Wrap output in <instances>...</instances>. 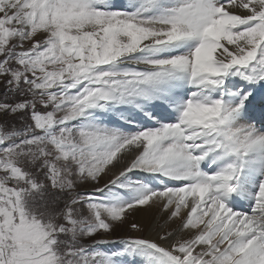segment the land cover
Returning <instances> with one entry per match:
<instances>
[{"label": "snow or ice", "instance_id": "1", "mask_svg": "<svg viewBox=\"0 0 264 264\" xmlns=\"http://www.w3.org/2000/svg\"><path fill=\"white\" fill-rule=\"evenodd\" d=\"M0 264H264V0H0Z\"/></svg>", "mask_w": 264, "mask_h": 264}, {"label": "bare ground", "instance_id": "2", "mask_svg": "<svg viewBox=\"0 0 264 264\" xmlns=\"http://www.w3.org/2000/svg\"><path fill=\"white\" fill-rule=\"evenodd\" d=\"M154 218H155V209H152L147 213L145 212L137 213V215L133 219H136L145 224H150ZM133 234H137V233H133ZM147 234H148L147 231H145L144 233H139V235H147Z\"/></svg>", "mask_w": 264, "mask_h": 264}, {"label": "rangeland", "instance_id": "3", "mask_svg": "<svg viewBox=\"0 0 264 264\" xmlns=\"http://www.w3.org/2000/svg\"><path fill=\"white\" fill-rule=\"evenodd\" d=\"M122 235L123 233L121 232V229H117L115 232L112 233V237L114 238H119Z\"/></svg>", "mask_w": 264, "mask_h": 264}]
</instances>
